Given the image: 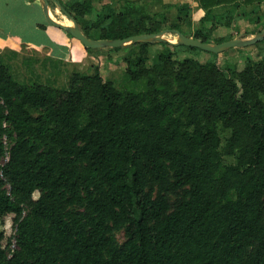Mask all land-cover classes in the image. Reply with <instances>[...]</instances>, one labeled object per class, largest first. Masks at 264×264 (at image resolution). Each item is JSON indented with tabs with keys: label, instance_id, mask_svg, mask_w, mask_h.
Here are the masks:
<instances>
[{
	"label": "trees",
	"instance_id": "trees-1",
	"mask_svg": "<svg viewBox=\"0 0 264 264\" xmlns=\"http://www.w3.org/2000/svg\"><path fill=\"white\" fill-rule=\"evenodd\" d=\"M56 1L90 39L96 30L100 40L142 34L114 31L131 10L145 14L138 3L118 11L98 9L104 0ZM198 2L206 24L193 39L207 44L208 23L264 8V0ZM175 6L190 18L189 5ZM137 46L142 55L124 59L125 80L140 91L99 71L75 72L69 90L20 83L0 50V139L13 140H0V220L13 216L16 230L8 240L0 231V264H264V60L233 73L212 53L208 65L176 66L173 53L204 51L163 44L148 67L146 45ZM219 126L230 134L225 147ZM113 227L125 228L121 246Z\"/></svg>",
	"mask_w": 264,
	"mask_h": 264
},
{
	"label": "rangeland",
	"instance_id": "rangeland-1",
	"mask_svg": "<svg viewBox=\"0 0 264 264\" xmlns=\"http://www.w3.org/2000/svg\"><path fill=\"white\" fill-rule=\"evenodd\" d=\"M129 2L138 3L137 7H141L145 14L131 10V12H129L130 15L125 19L126 26H121L117 23L114 31L122 33L123 35L135 33L153 34L150 32H156L154 34H158L162 31L170 30L183 32L188 37L193 38L194 32L199 28L203 29L204 24H206L204 20L205 11L199 5L198 0H104L101 4H109L114 7L115 10L121 11L120 9L122 8L123 10L124 3ZM175 3L176 5L180 4V6L187 3L191 4L193 9L191 8L190 18L181 20L180 17L183 16V13L177 11L178 7L170 6ZM101 4L96 7L100 9ZM50 6L52 7L54 4L50 2ZM245 8L246 9L231 11L223 21L219 19L217 22L205 25L207 26L206 30H214L213 35L210 37V45L221 44V42L229 39H252L255 35L264 32V8L258 12H255L252 7ZM55 11V19L57 22L72 26V22L68 20L64 14L59 10ZM213 11H215L217 15L225 14L221 6L215 7ZM92 33L94 35L93 39H101L102 33L99 30ZM164 38L169 42H178V37L174 34H166ZM74 41L76 44H80L79 46L81 49L79 52L75 51L73 53L72 59L68 63L53 60V57H51L46 49L19 48L17 54L8 51L1 56L13 76L20 83L24 84L31 85L33 83H40L69 90L73 85V74L75 72H79L83 76H94L96 71H99L104 80L113 81L119 89L126 88L135 91L143 89L142 85L135 86L130 83L128 84L125 80L127 65L124 59L135 60L142 55V50H140L137 44H126L118 49L104 48L99 50H87L79 41ZM163 44L167 43H158L156 41L145 43L147 48L146 60L148 67H153L158 56L165 53L166 49ZM173 54V61L176 66L186 59L195 60L201 65H208L213 61L216 62L213 56L207 52L180 50ZM215 55L218 56L217 65L222 70L232 73L240 72L248 62L252 61L258 63L264 60V41L255 46L229 49ZM91 91H93L92 88L89 90V97L92 96ZM218 131L222 147H225L227 145L226 141L230 136L229 131L221 126L218 127ZM0 140L3 141L7 147L13 144V140L10 138L3 137ZM223 160L226 165L236 163L235 158L230 156H224ZM5 162L6 159L1 161L2 164ZM159 189V186L155 184H151L148 187V191L153 195H156ZM6 190H8V187H6ZM37 197L38 195L35 194V198ZM170 198L172 202L176 200V196L174 195H171ZM0 231L4 233L5 240L12 238V236L16 234L13 216H8L0 220ZM109 236L117 246H121L127 239L124 227H113ZM6 244L7 242L5 245ZM10 248L15 249L13 240Z\"/></svg>",
	"mask_w": 264,
	"mask_h": 264
},
{
	"label": "crops",
	"instance_id": "crops-1",
	"mask_svg": "<svg viewBox=\"0 0 264 264\" xmlns=\"http://www.w3.org/2000/svg\"><path fill=\"white\" fill-rule=\"evenodd\" d=\"M51 10H59L52 0L48 8L42 0H0V50L17 53L19 48L46 49L52 59L70 62L73 53L80 51V44L47 21L46 12Z\"/></svg>",
	"mask_w": 264,
	"mask_h": 264
},
{
	"label": "water",
	"instance_id": "water-1",
	"mask_svg": "<svg viewBox=\"0 0 264 264\" xmlns=\"http://www.w3.org/2000/svg\"><path fill=\"white\" fill-rule=\"evenodd\" d=\"M55 2L59 10L72 22V26H67L60 22L53 20L49 16V12H46L47 21L54 27L67 32L73 39L79 41L85 49L87 50H99L104 48H112L118 49L126 44H145L151 43L152 41H156L158 43H167L170 46H184L195 48L200 51L219 54L223 51L235 48H247L250 46H255L264 41V32H261L255 35L252 39H235L227 42H223L217 45H210L207 43H203L199 40L190 38L179 31H162L158 34H141L136 36H131L124 39L119 40H93L88 38L78 26L76 20L71 16L56 0H52ZM45 7H49V0H42ZM166 34H174L178 37V42H169L165 40Z\"/></svg>",
	"mask_w": 264,
	"mask_h": 264
},
{
	"label": "bare ground",
	"instance_id": "bare-ground-1",
	"mask_svg": "<svg viewBox=\"0 0 264 264\" xmlns=\"http://www.w3.org/2000/svg\"><path fill=\"white\" fill-rule=\"evenodd\" d=\"M55 12H56L55 10H51L49 13L51 18H53L54 20H55Z\"/></svg>",
	"mask_w": 264,
	"mask_h": 264
}]
</instances>
